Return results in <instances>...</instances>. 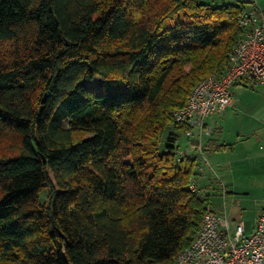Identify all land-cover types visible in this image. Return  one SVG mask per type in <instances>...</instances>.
<instances>
[{"label": "trees", "instance_id": "16d2710c", "mask_svg": "<svg viewBox=\"0 0 264 264\" xmlns=\"http://www.w3.org/2000/svg\"><path fill=\"white\" fill-rule=\"evenodd\" d=\"M245 4L0 0V264L174 262L208 201L160 140L226 69Z\"/></svg>", "mask_w": 264, "mask_h": 264}, {"label": "crops", "instance_id": "0c3cea01", "mask_svg": "<svg viewBox=\"0 0 264 264\" xmlns=\"http://www.w3.org/2000/svg\"><path fill=\"white\" fill-rule=\"evenodd\" d=\"M230 1L257 7L264 17V0ZM234 87L239 96L233 97L232 106L204 119L209 133L171 132L174 150L196 158L193 177L207 196V208L228 221L229 232L238 220L250 232L264 204V88L253 91L242 79L234 82L232 92ZM244 90L254 96H244Z\"/></svg>", "mask_w": 264, "mask_h": 264}, {"label": "built area", "instance_id": "2783aa9c", "mask_svg": "<svg viewBox=\"0 0 264 264\" xmlns=\"http://www.w3.org/2000/svg\"><path fill=\"white\" fill-rule=\"evenodd\" d=\"M237 24L241 33L229 53L226 69L201 78L184 105L173 111L186 136L194 129L209 133L204 119L232 106L235 81L242 79L249 87L264 83V17L257 7L246 8L238 15ZM187 188L200 190L194 177ZM228 229V221L207 208L189 245L178 252L172 264H264V204L250 232H245L241 220L232 232Z\"/></svg>", "mask_w": 264, "mask_h": 264}, {"label": "rangeland", "instance_id": "374dc122", "mask_svg": "<svg viewBox=\"0 0 264 264\" xmlns=\"http://www.w3.org/2000/svg\"><path fill=\"white\" fill-rule=\"evenodd\" d=\"M3 50V51H2ZM7 50V47L6 46H3L2 48H0V51L2 53H4L5 51ZM83 83L90 89L92 90L93 92L95 93H98L100 91V85H101V79L98 75H94L91 79H88V80H83ZM260 88H264V85H256L253 87V91H255L256 89H260ZM243 92V95L244 96H254L253 93H251L250 91H242ZM233 97H238L239 94L236 90V87L233 88ZM173 130L172 128V124L168 125L167 128L164 130L163 134H162V137H161V140H160V147H163V145L165 144L166 142V138L167 136L169 135H172L173 133L171 132ZM176 132L179 134L180 131L179 130H176ZM179 138V137H178ZM179 141L180 138L178 139ZM126 160H129V158H126ZM51 177V182H53V178L52 176ZM47 191H48V188H41L37 191L36 193V198H37V201L40 203V204H43L46 202L47 200Z\"/></svg>", "mask_w": 264, "mask_h": 264}, {"label": "water", "instance_id": "95a60500", "mask_svg": "<svg viewBox=\"0 0 264 264\" xmlns=\"http://www.w3.org/2000/svg\"><path fill=\"white\" fill-rule=\"evenodd\" d=\"M42 101H43V99H42Z\"/></svg>", "mask_w": 264, "mask_h": 264}]
</instances>
